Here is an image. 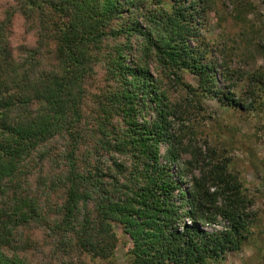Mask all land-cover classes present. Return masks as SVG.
I'll list each match as a JSON object with an SVG mask.
<instances>
[{
  "label": "trees",
  "instance_id": "obj_1",
  "mask_svg": "<svg viewBox=\"0 0 264 264\" xmlns=\"http://www.w3.org/2000/svg\"><path fill=\"white\" fill-rule=\"evenodd\" d=\"M228 1L234 21L259 15ZM225 2L0 0V264L111 262L117 227L131 264H223L246 246L264 264V213L197 140L206 100L264 116V65L235 81L204 37Z\"/></svg>",
  "mask_w": 264,
  "mask_h": 264
},
{
  "label": "rangeland",
  "instance_id": "obj_2",
  "mask_svg": "<svg viewBox=\"0 0 264 264\" xmlns=\"http://www.w3.org/2000/svg\"><path fill=\"white\" fill-rule=\"evenodd\" d=\"M226 6L218 4L223 9L220 15L209 12L204 18L203 32L205 39L211 42L212 58L214 61L228 66L233 79L246 80L248 74L264 65V0H255L254 8L259 15L249 8L247 25L234 21L230 12L232 5L225 0ZM23 27L20 19H16L13 26L15 40L23 39ZM217 68V67H216ZM216 69V77L223 84V78ZM186 80L195 84L186 75ZM206 114L210 117L199 134L198 141L207 140L208 145L215 149L222 157L229 158L234 173L243 181L250 195L255 200L254 211L264 213V116L244 115L233 113L221 107L216 100L205 101ZM181 185L186 186L185 178ZM212 229V227H205ZM215 228H220L216 226ZM118 244L114 259L107 261H90L88 264H131L126 255L129 240L120 227L116 228ZM253 251L246 246L238 254L228 255L223 264H254Z\"/></svg>",
  "mask_w": 264,
  "mask_h": 264
}]
</instances>
